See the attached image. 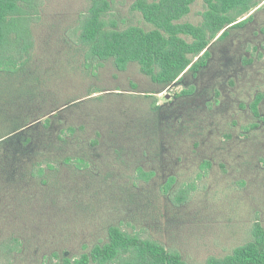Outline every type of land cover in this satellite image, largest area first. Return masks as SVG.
I'll use <instances>...</instances> for the list:
<instances>
[{
	"label": "rangeland",
	"instance_id": "rangeland-1",
	"mask_svg": "<svg viewBox=\"0 0 264 264\" xmlns=\"http://www.w3.org/2000/svg\"><path fill=\"white\" fill-rule=\"evenodd\" d=\"M110 1L105 18L116 29H153L131 9L135 0ZM33 5V62L0 76V133L61 122L44 130L46 143L28 147L41 167L0 173V264L79 257L105 243L112 226L177 250L188 264L248 242L254 222L264 226V124L252 129L249 108L264 93V3L212 45L197 77L186 74L162 93L136 64L119 72L111 61L85 62L75 42L89 0ZM204 11L196 0L183 22L200 24ZM59 137L68 146L59 149ZM181 188L190 199L177 206L171 197Z\"/></svg>",
	"mask_w": 264,
	"mask_h": 264
},
{
	"label": "trees",
	"instance_id": "trees-1",
	"mask_svg": "<svg viewBox=\"0 0 264 264\" xmlns=\"http://www.w3.org/2000/svg\"><path fill=\"white\" fill-rule=\"evenodd\" d=\"M34 1L0 0V76H17L33 62L36 47L32 28L35 20L31 18L35 10ZM203 1L202 22L196 25L183 22L196 0H135L131 9L140 13L153 27L146 31L139 26L116 29L117 24H110L105 18L112 11L111 1L89 0L88 10L79 17L75 44L86 50L85 62L111 61L119 72H125L132 64L138 65L140 73L158 88L155 93H162L179 83L186 74L197 77L212 57V45L225 39L231 30L248 23L252 12L264 3V0ZM247 15L250 16L245 18ZM85 67L88 68L87 65ZM190 94L184 92L182 95ZM262 102L264 93H258L249 105L256 121L252 129L264 124V116L259 111ZM2 121L0 119V124ZM38 121H27L23 126L13 128L10 134L0 133L1 174L7 172V167H14L15 171L23 167H41L42 161H38L37 154L28 147L46 143L44 135L47 131L44 130L61 120L46 118L37 124ZM36 126H40L37 132L33 129ZM68 130L74 133L77 129L69 125ZM58 140L59 149L68 146L67 140L61 137ZM9 142L11 147L3 150ZM63 161L68 164L72 159L64 157ZM78 161L80 164L84 162L82 159ZM39 173L42 175L43 170ZM7 174H11L10 170ZM29 174L34 176L31 171ZM173 182V178L168 180L166 193L172 190ZM190 192V188H181L171 200L182 206L189 201ZM251 233L252 238L237 246L231 254L221 258L209 257L205 264H264V226L255 221ZM55 256L56 264H188L179 251L167 249L158 241L142 238L120 226L110 227L105 243L79 257Z\"/></svg>",
	"mask_w": 264,
	"mask_h": 264
}]
</instances>
